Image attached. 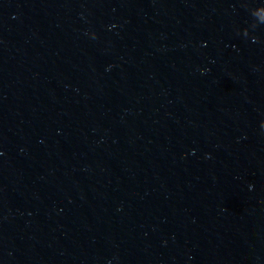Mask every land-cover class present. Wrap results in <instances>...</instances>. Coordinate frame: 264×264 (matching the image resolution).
I'll return each instance as SVG.
<instances>
[{
    "label": "water",
    "instance_id": "obj_1",
    "mask_svg": "<svg viewBox=\"0 0 264 264\" xmlns=\"http://www.w3.org/2000/svg\"><path fill=\"white\" fill-rule=\"evenodd\" d=\"M0 264H264V0H0Z\"/></svg>",
    "mask_w": 264,
    "mask_h": 264
}]
</instances>
